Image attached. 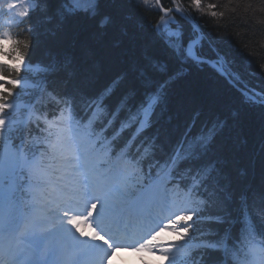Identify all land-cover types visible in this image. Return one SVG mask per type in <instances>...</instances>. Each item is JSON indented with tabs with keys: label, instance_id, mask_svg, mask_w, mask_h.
I'll use <instances>...</instances> for the list:
<instances>
[{
	"label": "snow or ice",
	"instance_id": "snow-or-ice-1",
	"mask_svg": "<svg viewBox=\"0 0 264 264\" xmlns=\"http://www.w3.org/2000/svg\"><path fill=\"white\" fill-rule=\"evenodd\" d=\"M171 3L0 0V264H109L122 245L163 264H264V63L241 69L215 46L203 0ZM217 7L206 14L223 18ZM71 21L137 52L107 79L70 52L33 59L41 30ZM206 70L216 114L174 123L177 86ZM245 115L259 151L233 175L218 138Z\"/></svg>",
	"mask_w": 264,
	"mask_h": 264
},
{
	"label": "trees",
	"instance_id": "trees-1",
	"mask_svg": "<svg viewBox=\"0 0 264 264\" xmlns=\"http://www.w3.org/2000/svg\"><path fill=\"white\" fill-rule=\"evenodd\" d=\"M189 3L190 0H183V5L188 7ZM209 3L217 4L216 10L224 11L225 16L212 18L207 15ZM169 4L171 0H164L165 7H170ZM203 8L204 12L197 15L201 17L200 22L205 32L219 50L229 53L241 69L245 68L246 62H250L252 70L256 69L258 61L264 63V60H260L264 57V23H261L264 21V0H203ZM148 15L155 22L160 13L153 11ZM95 32L94 26L80 21H71L63 32L55 36L41 30L40 44L33 53V59L70 52L81 72L102 66V79H107L119 71L125 60L136 54L137 49L130 44L127 37L120 36L114 30L110 29L108 35L103 37L94 35ZM13 33H20V39H31V35L24 31V25ZM206 52L211 55L207 46ZM208 77V70L195 73L189 84L177 86L171 110L174 123L182 125L197 108L202 113L201 122L216 114L218 107H214L212 98L202 92L205 82L211 84ZM259 137L258 118L245 115L238 126L225 129L218 138L223 154L230 161L233 175L247 167L250 157L258 153ZM245 139L247 144L242 143Z\"/></svg>",
	"mask_w": 264,
	"mask_h": 264
},
{
	"label": "clouds",
	"instance_id": "clouds-1",
	"mask_svg": "<svg viewBox=\"0 0 264 264\" xmlns=\"http://www.w3.org/2000/svg\"><path fill=\"white\" fill-rule=\"evenodd\" d=\"M173 235L175 236L176 234L173 233ZM161 238H164V234L163 233H161ZM147 253H142V254H144L145 256H147ZM158 259L160 261V264H163V261H164L165 257L159 256ZM129 260H130V264H151V261H149L147 258H145L143 261H140V260L134 259L131 256H129ZM109 264H113V261L110 260L109 261ZM116 264H123V262L117 261Z\"/></svg>",
	"mask_w": 264,
	"mask_h": 264
},
{
	"label": "rangeland",
	"instance_id": "rangeland-1",
	"mask_svg": "<svg viewBox=\"0 0 264 264\" xmlns=\"http://www.w3.org/2000/svg\"><path fill=\"white\" fill-rule=\"evenodd\" d=\"M185 8H187V9H189V11H191V10H194V9H192V8H189V6H190V3H189V6L187 7L186 5H183ZM146 251H143V252H141V251H138V252H135V253H137L136 255H135V259H137V260H140V257L143 255V259L142 260H140V261H143L145 258H147L149 261H151V264H156V263H160V261H159V255H151L150 253H147V256H145L144 254H142V253H145ZM134 253V254H135ZM125 254V253H124ZM151 257V258H150Z\"/></svg>",
	"mask_w": 264,
	"mask_h": 264
}]
</instances>
